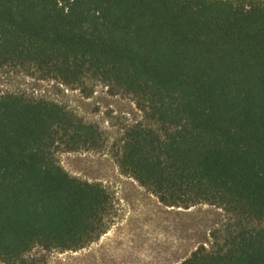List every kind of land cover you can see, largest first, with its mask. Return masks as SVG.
Wrapping results in <instances>:
<instances>
[{"label":"trees","instance_id":"16d2710c","mask_svg":"<svg viewBox=\"0 0 264 264\" xmlns=\"http://www.w3.org/2000/svg\"><path fill=\"white\" fill-rule=\"evenodd\" d=\"M90 76L134 96L160 130L127 131L119 166L168 207L264 222V0H0V66ZM102 135L60 105L0 96V261L78 250L106 233L113 200L71 176L60 148ZM241 224L180 264H264V229Z\"/></svg>","mask_w":264,"mask_h":264},{"label":"rangeland","instance_id":"374dc122","mask_svg":"<svg viewBox=\"0 0 264 264\" xmlns=\"http://www.w3.org/2000/svg\"><path fill=\"white\" fill-rule=\"evenodd\" d=\"M9 95L60 105L83 123L98 128L100 147L60 148L55 158L71 176L105 187L113 200L106 233L94 242L68 251L37 246L18 264H180L201 246L217 249L241 224L264 229V222L241 220L209 204L189 209L165 206L122 172L119 155L127 131L138 126L160 130L158 123L140 110L133 95L90 76L68 85L35 65H3L0 96Z\"/></svg>","mask_w":264,"mask_h":264}]
</instances>
